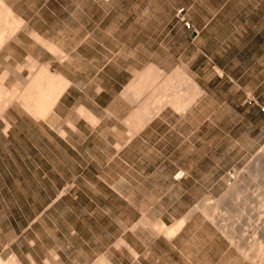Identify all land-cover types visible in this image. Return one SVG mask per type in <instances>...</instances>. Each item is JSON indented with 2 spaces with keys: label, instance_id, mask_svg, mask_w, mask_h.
Masks as SVG:
<instances>
[{
  "label": "crops",
  "instance_id": "obj_1",
  "mask_svg": "<svg viewBox=\"0 0 264 264\" xmlns=\"http://www.w3.org/2000/svg\"><path fill=\"white\" fill-rule=\"evenodd\" d=\"M4 4L28 51L0 110V180L28 183L0 186V264H148L149 231L157 262L200 264L190 212L229 166L212 151L264 144V0Z\"/></svg>",
  "mask_w": 264,
  "mask_h": 264
},
{
  "label": "rangeland",
  "instance_id": "obj_2",
  "mask_svg": "<svg viewBox=\"0 0 264 264\" xmlns=\"http://www.w3.org/2000/svg\"><path fill=\"white\" fill-rule=\"evenodd\" d=\"M4 1L0 0L2 3H0V25L9 22L12 26L11 29H13L12 31H7L6 35L2 37L6 44H4V41H1L2 44L0 43L2 45H0V90L4 91V89H1L2 87L6 91L3 92L4 95H1L3 98H0V110L12 97L10 92L6 90L8 83L15 77L19 78L20 70L14 65L28 51L27 39H22V42H18L13 38L18 30L24 29V23L14 13L11 15L4 13L7 8L12 11L10 7L4 4ZM237 138L238 133L236 131L232 132L228 145L236 147L237 143L235 140ZM212 153L214 159L221 162L228 161L229 166L222 176V180L213 183L212 196L200 199L196 207L190 212V224L185 238L189 241V248L193 252L192 261L195 263L196 260L200 259V264H264V257L257 252V245L264 241V234H262L264 232V200L260 196V185L258 183V181L264 179V144L255 151L246 149L225 151L224 149H217L213 150ZM254 169H258L261 172L256 181L252 180L249 175V171ZM231 173H238L242 179L237 181L240 187L237 191L238 193L230 198L229 201L226 193L230 185L234 183V180L230 177ZM27 179L28 175L20 177L19 180H16V175L4 176L0 180V186H3L4 189L2 192H13L14 190L22 192V190L26 189ZM153 200L156 199H150V201ZM163 200L165 203L164 208L170 209L169 202L171 203L172 199L165 198ZM192 200L190 199L189 202ZM160 201L162 202L161 199ZM218 201L220 203L219 206L217 205L219 208L214 206ZM186 204L188 203L181 202V206L175 205V208L183 210ZM256 207L258 209H255ZM179 214L175 213V216ZM157 216L158 214H150L149 218L152 220ZM163 216L168 218L172 215L165 213ZM153 237L154 235L151 234V231L143 237V241L148 245L145 263L163 264L156 261L159 250L156 244L152 242ZM74 240L77 242L75 238ZM133 240V242L139 244V249H141L142 238L140 236L138 238L134 237ZM161 247L164 248L163 245ZM199 250L201 251L200 253ZM127 256L125 253L118 254L116 257L117 264H125L126 259H128ZM174 257L177 259V256ZM168 264L171 263L169 262ZM179 264L183 263L179 262Z\"/></svg>",
  "mask_w": 264,
  "mask_h": 264
},
{
  "label": "bare ground",
  "instance_id": "obj_3",
  "mask_svg": "<svg viewBox=\"0 0 264 264\" xmlns=\"http://www.w3.org/2000/svg\"><path fill=\"white\" fill-rule=\"evenodd\" d=\"M1 3V2H0ZM2 4V3H1ZM1 11V10H0ZM4 13L6 14V15H11L12 14V12L7 8L6 10H4ZM12 18H14V17H12ZM1 21V20H0ZM14 21V20H13ZM1 23V22H0ZM11 23H4V24H1L0 25V43H1V41H4L3 39H2V37H4V35H6L5 33H7V31H9V30H11L12 31V29H11ZM14 31V30H13ZM13 34V33H12ZM5 42V41H4ZM2 44V43H1ZM0 44V45H1ZM4 44H6V42L4 43ZM2 46V45H1ZM4 48V47H3ZM17 66V65H16ZM142 75V74H141ZM139 77V76H138ZM137 78V77H136ZM38 82V81H37ZM136 82V81H135ZM140 81L138 80V83H139ZM44 83H46V82H44ZM140 84V83H139ZM145 84V83H144ZM1 85V84H0ZM38 85H40L39 83H38ZM62 85V84H61ZM132 85V84H131ZM32 86V85H31ZM43 86V84L41 85V87ZM134 86V85H133ZM147 86V85H146ZM149 86V85H148ZM153 86V85H152ZM37 87V86H36ZM154 87V86H153ZM30 88V87H29ZM45 88L47 89L48 87H46L45 86ZM130 88V87H129ZM141 88V87H140ZM147 88V87H146ZM145 88V89H146ZM150 88V87H149ZM152 88V87H151ZM1 89H4V88H2L1 87ZM45 89V90H46ZM51 89V88H50ZM59 89V88H58ZM36 90V89H35ZM60 90V89H59ZM133 88H132V92H133ZM31 91V90H30ZM4 91H2V90H0V98L2 97L1 95H4V93H3ZM11 92V91H10ZM57 92V91H56ZM3 93V94H2ZM22 93V92H21ZM28 93V89H25L24 90V92H23V95H28L27 94ZM36 94H37V92H35ZM135 93V92H134ZM140 93V92H139ZM20 94V93H19ZM30 94V93H29ZM36 94H35V96H36ZM40 94V93H39ZM45 94V93H44ZM49 94V93H48ZM142 94V93H141ZM22 95V96H23ZM46 95V94H45ZM45 95L44 96H42V97H40V98H45ZM155 95V94H154ZM6 96V95H5ZM22 96H20V97H22ZM30 96V95H29ZM31 96H33L32 94H31ZM47 96V95H46ZM15 97H16V95H15ZM18 97H19V95H18ZM27 97V96H26ZM3 98V97H2ZM35 98H37V96L35 97ZM34 98V99H35ZM135 98V97H134ZM26 99V98H25ZM24 98L22 99L23 101L25 100ZM33 98H31V100H32ZM1 100V99H0ZM5 100V99H4ZM31 100H29V101H31ZM41 100V99H40ZM46 100V99H45ZM55 100V99H54ZM3 101V100H2ZM10 101V100H9ZM12 101H13V99H12ZM34 101V100H33ZM156 101V100H155ZM5 102H6V100H5ZM27 102H28V99H27ZM52 102V101H51ZM0 103H1V101H0ZM4 103V102H3ZM7 103V102H6ZM9 104V103H8ZM48 104V103H47ZM27 105H29V104H27ZM44 105V104H43ZM50 105V104H49ZM5 106V105H4ZM32 106V105H31ZM26 107V106H25ZM37 107V106H36ZM41 107H42V105H41ZM48 106L46 105V108H47ZM3 108H5V107H3ZM37 109H39V108H37ZM43 109H45V108H43ZM48 109V108H47ZM3 111V110H2ZM28 111V110H27ZM38 111V110H37ZM41 111H43V110H41ZM1 112V111H0ZM40 112V111H39ZM47 113V112H46ZM32 115V114H31ZM34 115V114H33ZM46 115V114H45ZM239 174H240V172H239ZM238 173H231V175H230V177L234 180V183L233 184H231L230 185V187L228 188V191H227V193H226V196H228L227 198L229 199V201H230V198H232L234 195H236L238 192V190H239V183H237V181L239 180V179H242V178H240V175H239ZM260 174H261V172H260V170H258V169H254V170H252V171H249V175H250V178L252 179V180H257V178L260 176ZM243 181V180H242ZM258 183H259V185H260V196H261V198L264 200V179H261L260 181H258ZM257 185V184H256ZM245 188V187H244ZM249 199V198H248ZM248 199H247V201H248ZM248 202H250V201H248ZM220 205V203H219V201H218V203H216V205H214V206H216V207H218V206ZM204 206V205H203ZM213 206V205H212ZM211 206V207H212ZM213 208H215V207H213ZM219 208V207H218ZM255 209H258L257 207L255 208ZM215 210H216V208H215ZM218 210V209H217ZM251 210V209H250ZM263 211V210H262ZM218 212V211H217ZM216 212V213H217ZM216 216V215H215ZM183 221H184V219H181L180 221H178L175 225H174V227H171L170 229H169V231H168V233L169 234H174L178 229H179V227L182 225V223H183ZM225 227V226H224ZM261 227V226H260ZM262 230V229H261ZM167 231V230H166ZM257 231V230H256ZM262 234H264V232H262ZM253 239V238H252ZM242 240V239H241ZM249 243V242H248ZM253 244V243H252ZM251 245V244H250ZM254 245V244H253ZM257 245V244H256ZM257 252L260 254V256H263L264 257V241L263 242H260L258 245H257ZM262 257V258H263ZM263 260H264V258H263Z\"/></svg>",
  "mask_w": 264,
  "mask_h": 264
},
{
  "label": "built area",
  "instance_id": "obj_4",
  "mask_svg": "<svg viewBox=\"0 0 264 264\" xmlns=\"http://www.w3.org/2000/svg\"><path fill=\"white\" fill-rule=\"evenodd\" d=\"M182 13H183V9H179V10L177 11V15H178L179 17L182 16ZM182 22H183V24H184L185 27H189V26H190L189 23H188L186 20L182 19ZM182 175H183L182 173L177 172V173H175V174L173 175V179H174V180H177V179H179L180 177H182Z\"/></svg>",
  "mask_w": 264,
  "mask_h": 264
}]
</instances>
